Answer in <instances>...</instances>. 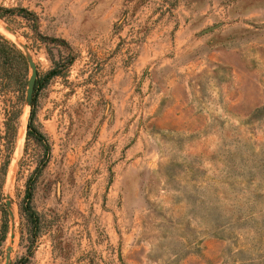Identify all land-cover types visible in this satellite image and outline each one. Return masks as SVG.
Instances as JSON below:
<instances>
[{"label":"rangeland","instance_id":"374dc122","mask_svg":"<svg viewBox=\"0 0 264 264\" xmlns=\"http://www.w3.org/2000/svg\"><path fill=\"white\" fill-rule=\"evenodd\" d=\"M48 1L0 0V264H264V0Z\"/></svg>","mask_w":264,"mask_h":264},{"label":"trees","instance_id":"16d2710c","mask_svg":"<svg viewBox=\"0 0 264 264\" xmlns=\"http://www.w3.org/2000/svg\"><path fill=\"white\" fill-rule=\"evenodd\" d=\"M9 55H11L12 57L17 56L22 61H24L25 68L27 69L28 61H27L25 54L21 50H19L13 43L9 42L7 39H5L3 36L0 35V59H3L4 60L3 62H6L7 59L9 58ZM54 72L55 71L53 69H51L47 73L46 79L49 76H51L52 74H54ZM38 82H39V80L36 78L35 82H34V86H33V97L31 99V111H30V115H29L27 135H32L38 140H44L42 133H40L37 129L32 127V116H33V112H34L33 103H34L35 97H36L34 95V93L36 92ZM25 210L28 213L29 220L32 222L33 227H36L37 222H38L37 215L32 210V208L29 207L28 204H27V208ZM9 264H11V263H9ZM17 264H24L23 259H20Z\"/></svg>","mask_w":264,"mask_h":264},{"label":"water","instance_id":"95a60500","mask_svg":"<svg viewBox=\"0 0 264 264\" xmlns=\"http://www.w3.org/2000/svg\"><path fill=\"white\" fill-rule=\"evenodd\" d=\"M33 75H34V79H33L32 84H31V90L32 91H33V86H34V82H35L36 75H37L36 71H34ZM28 83H30V82L28 81Z\"/></svg>","mask_w":264,"mask_h":264},{"label":"crops","instance_id":"0c3cea01","mask_svg":"<svg viewBox=\"0 0 264 264\" xmlns=\"http://www.w3.org/2000/svg\"><path fill=\"white\" fill-rule=\"evenodd\" d=\"M47 2H50V1L47 0Z\"/></svg>","mask_w":264,"mask_h":264},{"label":"bare ground","instance_id":"6f19581e","mask_svg":"<svg viewBox=\"0 0 264 264\" xmlns=\"http://www.w3.org/2000/svg\"><path fill=\"white\" fill-rule=\"evenodd\" d=\"M1 24V23H0ZM1 27V26H0ZM5 30V29H4Z\"/></svg>","mask_w":264,"mask_h":264}]
</instances>
